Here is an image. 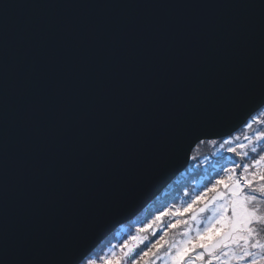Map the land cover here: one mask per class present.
<instances>
[{"label":"snow or ice","instance_id":"1","mask_svg":"<svg viewBox=\"0 0 264 264\" xmlns=\"http://www.w3.org/2000/svg\"><path fill=\"white\" fill-rule=\"evenodd\" d=\"M10 7L0 25V264H155L161 251L164 264H264V130L253 129L264 126V0L33 3L19 6L32 18L11 30ZM183 7L258 8V30L244 14L185 21L95 11ZM162 68L164 103L145 127ZM241 113L253 134L220 144L239 161L229 159L182 208L138 227L119 251L94 255L90 232L119 192L92 178L117 151L135 160L132 182L201 126ZM138 134L144 143L133 151ZM167 215L174 222L149 240ZM181 226L183 239L170 238Z\"/></svg>","mask_w":264,"mask_h":264},{"label":"water","instance_id":"2","mask_svg":"<svg viewBox=\"0 0 264 264\" xmlns=\"http://www.w3.org/2000/svg\"><path fill=\"white\" fill-rule=\"evenodd\" d=\"M61 0H0V25H3L4 5H13L7 11V24L9 29H19L32 18L34 10L21 5L33 3H54ZM75 2H87V0H75ZM105 2H134V0H105ZM148 3L168 4H227V3H258L259 0H141ZM98 14L120 15L134 18H174L177 20L214 19L225 20L230 16L244 14L256 21L258 30L259 9H231V8H144V9H117V10H95ZM165 81V69H161L158 80V88L148 101V112L144 120L147 127L152 119V108L157 104H163L164 98L159 92V87ZM249 117L243 113L233 116L227 121L210 123L198 128L192 134L185 137L182 148L178 154L170 157L163 165L155 168L149 174L132 182L126 177L134 172L135 160L128 152L117 151L111 157V164L102 173L96 174L92 179L94 187L103 188L115 184L119 192L111 207L108 208L94 224L90 235L89 244L94 249L111 234L119 225L130 221L142 209L154 199L189 163L191 151L201 140L217 139L227 136L242 126ZM143 137L136 135L133 139V151L143 146Z\"/></svg>","mask_w":264,"mask_h":264},{"label":"rangeland","instance_id":"3","mask_svg":"<svg viewBox=\"0 0 264 264\" xmlns=\"http://www.w3.org/2000/svg\"><path fill=\"white\" fill-rule=\"evenodd\" d=\"M248 119H250V117ZM253 129L264 130V126L253 125ZM252 134H253V130L252 129H245L244 128V124H243L239 129H237L232 134L228 135L227 138H225V139H230V138H232L234 136H240V138H241L240 142H245L246 143V141L243 140V136L244 135L251 136ZM211 140H215L216 141L218 139L203 140V141H205V143H203V144H201L200 142L197 143L196 146L194 147V149L192 150L190 159L192 157H196L195 158L196 162L199 161V164L206 171L211 167V165L213 163H216L217 160L215 158L217 156H219V155H223L225 152L227 153L228 156L226 158H223V160H221L222 163L226 164L229 159L239 161V157H236L233 153L227 152L225 149H221L220 148V144L221 143H219V144L218 143H216V144L208 143V141H211ZM225 147H227V146H225ZM207 155L210 157L209 162H202ZM190 192H191L190 190H185V194H181L178 197L177 200H175L174 202L170 203L167 207L163 208L161 211L156 212L154 215L146 217L145 220H143V221H141V222H139L137 224L131 223V224H128L126 227H118L114 231L115 233H117V238H114L112 241L108 242L107 244H104V247L99 249L98 251H96L94 253V255L95 256L103 255V254L107 253L109 251V249H112L113 246H117L115 250L119 251V247L118 246L120 244H122L126 239H128L129 236L135 235L136 234V230H137L138 227H142L145 224H149L154 219V217L156 215H158L160 212L164 211L165 209H171L172 211H175V208H182L186 204V202L191 199V196L193 194H192V192L191 193ZM188 193H190V194H188ZM186 194H188V195H186ZM205 215H207V214H205ZM183 218L189 219L188 214H185ZM174 219L175 218L173 216H171V215H167V216L162 217V220L159 222V228H156L155 226H153L146 233L148 235V237H149V240H155L160 235H162L164 227L169 222H174ZM128 223H130V221ZM190 225L193 228L196 227L195 223L192 222L191 220H190ZM122 231H123V233H122ZM153 231L156 232L155 236L152 235ZM183 231H184V227L183 226H181L180 228H177V229L170 230L169 231V237L174 239V240L179 241V240L183 239V236H182ZM147 242L148 241H146V243ZM140 247H143V245H140ZM163 255H164V253H163V251H161V253H160L161 258L158 259V260H155V264H164Z\"/></svg>","mask_w":264,"mask_h":264},{"label":"trees","instance_id":"4","mask_svg":"<svg viewBox=\"0 0 264 264\" xmlns=\"http://www.w3.org/2000/svg\"><path fill=\"white\" fill-rule=\"evenodd\" d=\"M225 138H227V136L216 140V142L218 144L223 143V140ZM227 156L228 155L226 152L223 155L217 156L215 158L217 160L216 163H213L207 171L203 169V167L199 164V161L196 162V159L191 158L188 166L167 187H165L163 191L158 196H156L137 216H135L134 219L130 221V223L127 222L126 224L119 227H126L131 223L137 224L145 220L146 217L154 215L156 212L161 211L170 203L177 200L181 194H185V190H190L193 195L199 193L200 191H203L209 180L214 179L216 177V174L220 171L221 166L225 165V163H222L221 160H223V158H226ZM209 159L210 157L207 155L202 162H209ZM114 238H117V233L115 232L107 236L102 241V243L94 250V253L103 248L104 244H107Z\"/></svg>","mask_w":264,"mask_h":264}]
</instances>
